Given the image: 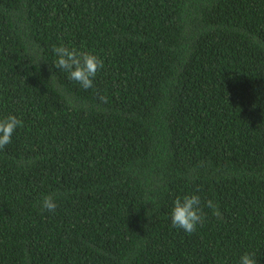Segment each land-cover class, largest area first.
<instances>
[{"label":"trees","instance_id":"1","mask_svg":"<svg viewBox=\"0 0 264 264\" xmlns=\"http://www.w3.org/2000/svg\"><path fill=\"white\" fill-rule=\"evenodd\" d=\"M61 44L103 60L92 87ZM9 115L0 264H264V0H0ZM192 194L187 234L170 213Z\"/></svg>","mask_w":264,"mask_h":264},{"label":"clouds","instance_id":"2","mask_svg":"<svg viewBox=\"0 0 264 264\" xmlns=\"http://www.w3.org/2000/svg\"><path fill=\"white\" fill-rule=\"evenodd\" d=\"M56 60L53 66L63 69L68 79L75 81L85 90L92 87L93 81L103 67V60L96 54L88 51H80L75 47L69 48L63 44L53 47ZM23 126V121L15 115H9L0 119V150H3L12 141V136L18 127ZM201 200L198 195H185L177 197L173 202L170 213L171 225L182 229L187 234L196 232L197 226L204 222V214L201 208ZM206 205L212 210L213 215L220 217L219 206L212 200L206 201ZM42 211L55 212L57 208L56 198L53 195H45L40 203ZM239 264H256V259L248 253L240 257Z\"/></svg>","mask_w":264,"mask_h":264}]
</instances>
